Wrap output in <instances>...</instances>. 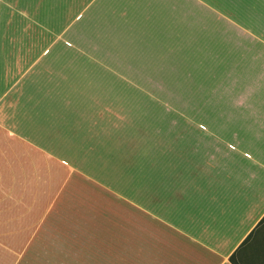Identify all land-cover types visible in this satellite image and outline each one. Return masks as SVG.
I'll return each instance as SVG.
<instances>
[{
    "label": "crops",
    "instance_id": "0c3cea01",
    "mask_svg": "<svg viewBox=\"0 0 264 264\" xmlns=\"http://www.w3.org/2000/svg\"><path fill=\"white\" fill-rule=\"evenodd\" d=\"M195 1L211 4L140 16L133 60L111 32L66 44L0 0V245L60 264H264V44L222 46L216 65L206 38L204 56L177 50L206 37ZM217 1L264 33V0ZM186 52L191 82L174 72Z\"/></svg>",
    "mask_w": 264,
    "mask_h": 264
},
{
    "label": "rangeland",
    "instance_id": "374dc122",
    "mask_svg": "<svg viewBox=\"0 0 264 264\" xmlns=\"http://www.w3.org/2000/svg\"><path fill=\"white\" fill-rule=\"evenodd\" d=\"M156 1V2H155ZM158 0H3L4 12L15 11H29L35 14V19L41 20L47 27L52 30H60L66 28L67 42L66 44H108L107 36L108 32L114 35L113 42L116 46L124 47L129 50L128 54L132 56L134 60L133 50L137 49L135 38L139 33V30H145L148 22L139 20L140 16H143L145 12L150 11V14L156 13ZM217 1V0H216ZM210 0L211 4L201 6L195 1V10L199 17L194 20L196 30L206 29V37H196L194 42L189 40V43L183 46L182 43L177 44L175 48L177 50H192L196 54V50L203 53V47H197V44L202 45L203 40L206 38V61H214L216 65L220 62H225V55H233L228 52L226 54H220L218 57V50H223L225 45H230L234 48V45H253L264 44V33H257L254 35L251 32L252 27L256 25H249V22L242 21L246 25L238 24L229 18L228 15L233 13V10L229 11L227 5L222 4L220 1ZM172 3L168 0V4ZM198 4V5H197ZM157 5V6H155ZM142 6V7H141ZM168 8V7H167ZM195 13V14H196ZM231 13V14H230ZM79 14V15H78ZM196 14V15H197ZM78 15V16H77ZM77 16V17H76ZM76 17V19H74ZM39 20V21H40ZM153 23V22H149ZM181 24L182 21L176 22ZM143 32V31H142ZM142 34L139 35V38ZM142 38L139 40L141 41ZM223 46V48H222ZM208 50L211 51L208 52ZM178 51V52H179ZM191 52V53H192ZM189 52H186V54ZM101 56V54H99ZM179 56V55H178ZM190 55L187 54L184 58L178 59L176 56V64H180V69L174 70L175 74L184 76V80L191 82L189 78V72L187 71L186 64H194L193 56L190 60ZM204 56V53H203ZM202 56V59H203ZM123 52H115V62L123 60ZM228 58V57H227ZM138 59V56L135 58ZM149 60V58H148ZM229 60V59H228ZM195 62H201L197 60ZM149 75V73L147 74ZM162 76H166V73H162ZM173 78V77H172ZM183 80V79H182ZM181 87L182 93L186 86ZM201 86L198 88V93H194L199 100L193 101L196 116L191 118L195 124H206V99ZM190 96L192 94L190 93ZM196 99V98H195ZM186 104L187 102H179ZM9 231V230H8ZM42 246H33L31 252L23 254L26 246L23 244H11L0 245V264H60L56 261H43L42 260ZM26 257L24 260H20V257ZM64 264H70L64 262ZM129 264H137V261H131Z\"/></svg>",
    "mask_w": 264,
    "mask_h": 264
},
{
    "label": "trees",
    "instance_id": "16d2710c",
    "mask_svg": "<svg viewBox=\"0 0 264 264\" xmlns=\"http://www.w3.org/2000/svg\"><path fill=\"white\" fill-rule=\"evenodd\" d=\"M262 223L264 222V218L262 219V221H261Z\"/></svg>",
    "mask_w": 264,
    "mask_h": 264
}]
</instances>
